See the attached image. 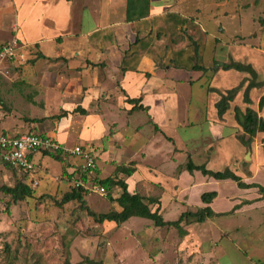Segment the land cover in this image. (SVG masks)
Returning a JSON list of instances; mask_svg holds the SVG:
<instances>
[{"label":"crops","instance_id":"1","mask_svg":"<svg viewBox=\"0 0 264 264\" xmlns=\"http://www.w3.org/2000/svg\"><path fill=\"white\" fill-rule=\"evenodd\" d=\"M125 9L126 0H0V46L15 38L26 46L29 51L27 57L32 56L29 58L32 60L20 65V68L19 65H9L12 70L18 67L14 71L17 75L13 73L12 77L18 79L16 83L28 84L33 89L37 100L31 103L40 101L43 102L40 110H53L40 119H32L43 120L42 123L33 121L36 124L28 126L25 123L23 126L21 116L10 110H27L28 106L30 110L35 109L33 104H27L23 100L21 90L25 92L26 88L14 91L17 85L11 80L5 81L4 95L7 103H12V106L5 105L0 97V134L28 133L27 129L32 128L36 133L50 137L67 149L69 147L65 137L74 136L78 142L74 147L90 149L100 166L109 164L112 169L115 165L132 169L129 176L119 172L131 180H137L135 183L169 177L178 164L187 162L178 163L177 155L183 154L186 160H192V156L197 157L201 164L193 162L195 165L210 164L216 159L226 164L225 168L239 176L245 184H257L264 188V134L257 133L248 149L240 143L242 149L237 152V136L243 133L234 119L235 108L241 112L249 108L264 120V106L258 108V101L264 95V86L249 91L251 104L248 105L243 102L246 81L221 118H218L215 109V103L220 99L219 93L236 87L244 78L249 77L245 73L222 70L220 67L230 61L250 65L257 73V81L264 82V49L242 41L223 40V29H218L216 35L204 31L201 40L203 46L199 44V40L187 39L195 46L193 58L197 56L198 64L206 72L191 70L194 59L188 67L175 63L171 57L165 60V64L158 66L152 52L150 53L155 44L140 41L141 35L147 34L149 38L152 36L150 28L156 14L150 6L147 17L127 23ZM197 14L192 23L189 22L192 19L189 15L174 20L179 26L190 28L196 22ZM144 23L147 24L146 27H139ZM173 47L174 49H165H177L176 45ZM195 49L197 55H194ZM180 70L185 71L184 73L191 71V74L184 75L182 79L167 74L169 71L180 73ZM178 82L188 89L189 94L193 88L204 92L208 106V110L204 111L210 115L221 135L213 140L206 138L203 143L199 141L194 147L188 145V142H193L191 140L177 145L175 139L165 135L167 128L184 130L189 122V110H185L183 118L182 115H176L178 119L168 116L165 110L163 113L159 112L160 108H164L165 100L171 99L173 88L178 91L177 87L172 86V83ZM11 100H16L17 103ZM127 100H138L137 105L145 107V111L135 108V104ZM187 100L192 105L191 98ZM205 100L201 99V109L193 110L196 112L192 116L202 113ZM157 115L161 118L158 119ZM51 116L56 119L52 123L49 120ZM200 123L198 121L196 124ZM63 128L66 136L60 137L58 131ZM22 129L26 131L21 132ZM225 129L228 133L223 135ZM163 144L167 145V149L162 148ZM39 156L45 157L43 153L34 154L31 156L33 163L35 157ZM66 157L69 159L67 163L59 161V174L70 175L81 162L67 154L62 159ZM243 158L244 161H253L245 167L250 176L245 174L244 169H239ZM232 161L235 162V167L230 165ZM128 162L131 167L124 165ZM146 163L160 165L149 168ZM35 166L37 172L39 169V172L45 171L40 164L39 167ZM47 171L48 169L45 173ZM164 172L169 174L164 175ZM197 173L195 171L190 175L181 169L179 177H199ZM259 178L260 183L253 181ZM201 179L209 181L212 178L202 175ZM251 190L258 192L257 188L240 189L245 193ZM201 194L198 195L199 198ZM216 194L209 207L217 214L229 212L216 208L219 193ZM226 199L228 205L233 206L231 209L242 203L245 206H264V196L259 193L253 198H242L240 201V198L234 199L232 196ZM198 203L204 205L201 201Z\"/></svg>","mask_w":264,"mask_h":264},{"label":"rangeland","instance_id":"2","mask_svg":"<svg viewBox=\"0 0 264 264\" xmlns=\"http://www.w3.org/2000/svg\"><path fill=\"white\" fill-rule=\"evenodd\" d=\"M150 1L152 11L156 14L150 28L152 36L149 38L147 34L141 35L140 41L155 44L150 53L152 52L158 66L165 64V60L171 57L175 63L188 67L190 61L194 59L195 46L187 38L199 40V44L203 46L201 40L204 31L216 35L218 29H223L221 32L223 40L242 41L264 49V0ZM196 13H198L196 22L190 25L193 29L183 28L174 20L189 15V18L192 17L189 22L192 23ZM146 26L147 24L144 23L139 27ZM173 45H176V50L165 49V47L174 49ZM29 58L24 65L32 60ZM11 67L6 63L1 65L0 97L5 105L9 104L4 95L5 81L11 80L17 85L14 91H19L21 87L23 90L26 88L25 92L21 90L23 100L27 104H33L35 110H30L28 106L27 110L10 111L21 116L23 126L25 123L30 126L35 123L32 121L33 118L40 119L53 110H40L43 103L40 101L31 103L37 100L33 89L28 87V84L16 83L18 79H13L12 75L18 67L13 70ZM180 71V73L169 71L167 74L179 79L191 74V71L188 73ZM172 86L177 87L178 91L172 87L171 99L165 100L164 108H160L159 112L163 113L165 110L168 116L182 115L183 118L186 115L185 110H189V122L184 130L167 128L165 135L175 139L177 145L183 141H193L188 142L189 147H194L199 141L203 143L206 138L213 140L221 135L210 115L206 113L208 106L204 92L193 88L189 94L188 89L180 82L172 83ZM188 98H191L192 105L188 104ZM203 98L206 99V105L202 113L196 117L192 116L196 112L193 110L201 109L200 101ZM11 101L17 103L16 100ZM9 105L12 106V103ZM161 116L164 117L163 114ZM161 116L157 115L158 119ZM49 120L52 123L56 119L51 116ZM198 121L201 123L196 124ZM42 122L43 120L36 121L37 124ZM27 130L35 132L32 128ZM24 131L26 129H22L21 132ZM0 133H2L1 128ZM227 133L228 130L225 129L223 135ZM58 135L66 136L64 128L58 131ZM65 139L69 149L78 144L74 136H67ZM236 147L237 152H240L242 145L239 141ZM162 148L167 149V145L163 144ZM244 153L246 155L247 150ZM191 158L195 164H201L197 157ZM68 160L66 157L60 162L67 163ZM177 160L178 163L187 161L183 154H178ZM34 161L35 165L39 167L40 164L41 169L48 171L39 172L38 168V172L31 176L28 174L25 183H29L32 187L31 197L14 203L9 195L0 192V264H65V262L69 264H264V206H245L240 202L242 203L240 206L231 209L233 206H229L226 199L232 196L234 199L240 198L238 199L240 201L242 198H253L259 192L253 190L249 193L241 192L230 180L202 181L199 172L197 173L199 177L193 175L192 178L181 179L180 170L185 163L178 164L169 177L135 183L137 180H131L125 176L126 174L119 172L120 166L115 165L114 169L109 164L100 166L97 160V167L90 175V182L97 183V180L106 178H111L113 181L123 180L130 193L157 200L160 203L161 216L165 221L176 220L190 207H204L198 203L200 202L198 195L209 191L219 193L216 208L219 207L220 211H229L224 212L225 215L221 217L201 224H182L184 235L179 234V231L173 227H155L151 221L138 217L130 218L119 226L113 222L98 224L89 216L87 210L95 214L120 211L118 205L107 197L110 195L112 198H117L121 193L119 186L112 187L110 191L105 190L104 195L84 189L86 192L83 193V206L76 201L59 205L64 194L74 188L69 179L71 175L59 174L61 163L49 156L35 157ZM242 161L239 169H244L245 174L250 176L245 167L253 161H244V158ZM234 163L232 161L230 165L235 167ZM124 165L132 166L129 162ZM145 165L149 168H157L160 164ZM225 165L215 159L205 166L212 171H222ZM22 174L24 173L10 169L0 162V188L14 187L16 183L21 182ZM167 174L169 173L164 172V175ZM253 181L260 183L261 180L259 178ZM155 206L152 205L150 208L154 209Z\"/></svg>","mask_w":264,"mask_h":264},{"label":"trees","instance_id":"3","mask_svg":"<svg viewBox=\"0 0 264 264\" xmlns=\"http://www.w3.org/2000/svg\"><path fill=\"white\" fill-rule=\"evenodd\" d=\"M151 2L150 0H126V9H125V22L133 23L137 22L149 15ZM195 54L197 55V50L195 49ZM197 56H194V63L191 67V70L206 72V69L196 63ZM220 69L222 70H235L240 73H245L249 77L244 78L236 87L225 91L224 93H219L220 99L215 103V109L217 111L218 118H221L226 111L229 109V103L234 99L235 95L243 87L244 83L247 81V85L243 91V102L245 104H251L249 98V91L254 88H261L264 86V82L257 81V73L253 70L250 65L241 64L239 62L230 61L227 64H223ZM209 91L217 92L214 89H209ZM129 103H134L135 108L145 111V107L141 105L138 106V100H127ZM264 106V95H262L258 101V108L261 109ZM234 119L239 127L242 129V135L237 136V140L245 147H248L252 138L255 137L257 133L264 134V120L257 115V112L247 108L244 112H241L239 109H234ZM37 121V120H32ZM43 155L49 156L54 160L61 161L64 154L61 151L58 152H43ZM66 155V154H65ZM5 165V164H4ZM7 166V165H5ZM9 167V166H8ZM11 168V167H9ZM14 169V168H11ZM120 172L125 173L126 175H131L132 169L119 167ZM184 171H187L190 175L198 171L201 175L205 177L212 178L216 181L230 180L233 181L239 189H250L257 188L261 196H264V188L257 184H245L242 179L235 175L228 168L223 169L222 171H212L206 168L205 165H195L190 158L181 168ZM15 170V169H14ZM20 172V171H19ZM68 176V175H67ZM21 182L15 184L14 187L3 186L0 188V192L9 195L14 203L22 201L25 198H29L33 194V190L29 183H25L28 178V174L24 173L20 176ZM33 181V179L30 178ZM98 184L105 188V190L110 191L114 186H119L121 188V193L117 198H112L108 195V199L111 202H115L120 211H111L108 213H99L95 214L94 212L88 211L89 216H91L94 221L98 224L104 222H113L117 226L127 222L130 218L138 217L142 219H147L151 221L155 227H173L184 235L182 230V224H201L207 220L221 217L225 214H217L209 207L211 202L216 198V192H205L200 196V201L205 207H190L186 211L182 212L178 218L174 221H165L161 216L160 203L154 198H144L137 193H130L127 189V184L123 180L113 181L111 178H106L104 180H97ZM86 190L83 188H73L70 192L64 194L59 205L69 203L72 201L79 202L81 206L84 204L83 193ZM156 205L154 209H151L150 206ZM65 264H69L65 262Z\"/></svg>","mask_w":264,"mask_h":264},{"label":"built area","instance_id":"4","mask_svg":"<svg viewBox=\"0 0 264 264\" xmlns=\"http://www.w3.org/2000/svg\"><path fill=\"white\" fill-rule=\"evenodd\" d=\"M28 53L26 46L12 38L0 46V64L22 65L27 61ZM58 151L73 156L81 162L76 173L70 174L69 177L74 188H83L100 195L105 194L104 187L90 182V175L97 167L96 158L90 149L83 146H75L72 149L63 148L50 137L34 132L0 134V162L30 176L36 173V166L31 160L32 155Z\"/></svg>","mask_w":264,"mask_h":264},{"label":"water","instance_id":"5","mask_svg":"<svg viewBox=\"0 0 264 264\" xmlns=\"http://www.w3.org/2000/svg\"><path fill=\"white\" fill-rule=\"evenodd\" d=\"M248 155H249V154H247V157H246V159L248 158Z\"/></svg>","mask_w":264,"mask_h":264}]
</instances>
